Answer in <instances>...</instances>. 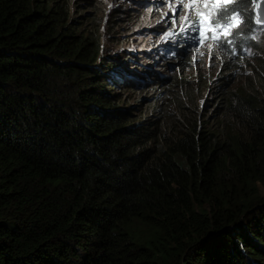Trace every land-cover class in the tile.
Returning a JSON list of instances; mask_svg holds the SVG:
<instances>
[{
	"label": "trees",
	"instance_id": "16d2710c",
	"mask_svg": "<svg viewBox=\"0 0 264 264\" xmlns=\"http://www.w3.org/2000/svg\"><path fill=\"white\" fill-rule=\"evenodd\" d=\"M73 8L0 0V264H264V67L246 86L222 69L203 113L209 81L183 83L197 59L179 55L156 85L179 87L175 113H148L162 92L128 104L140 87L103 54L100 13Z\"/></svg>",
	"mask_w": 264,
	"mask_h": 264
},
{
	"label": "rangeland",
	"instance_id": "374dc122",
	"mask_svg": "<svg viewBox=\"0 0 264 264\" xmlns=\"http://www.w3.org/2000/svg\"><path fill=\"white\" fill-rule=\"evenodd\" d=\"M146 1L148 0H91L89 4L86 3V5H83L85 0H75L74 3L76 2L75 5L77 7L75 10L81 11H92V9H89V5L93 2L98 3L101 10V26L107 34V37H105V44H103V54L112 55L113 58L119 56L121 58L120 65L124 66L126 73L134 76L135 80H146L147 84H145L138 93L127 94V103L137 104L140 100H143L144 97H147L148 100L146 99L145 103L142 105L144 106L149 104L160 91L162 92V96L160 98L156 96V99L158 98L157 105L154 108L150 107V109L148 107V113L157 114L160 108L170 109L174 112L175 108L172 104L174 101L172 99L175 95L179 94V87L174 88L173 92L168 95L166 93V88H161L156 85L160 84L163 80V74L166 73V77L170 74L167 69H169L170 66L169 62L173 60H170V53L165 54L166 50H163L166 49V46L170 43V38L162 40L160 37H163L165 32L171 30H174L173 32H180V26L177 20L175 21V26H173L172 18L174 15L167 11L170 10L168 4L171 0H168L167 3L161 0L160 4L157 5L146 3ZM260 1L261 0H255V2H252L250 5H252V8H255V6L260 8ZM159 8H162L161 12H159ZM181 14L182 13H179L177 16L179 18L181 17L182 20V17L185 18V16H180ZM243 17L241 19H243ZM183 21L184 19L182 22ZM163 32L164 34H162ZM243 33V30H241L240 34ZM249 36L245 45L249 47L250 51L255 53L241 64L242 68H240V70L242 75L238 82L236 80V85L246 86V80L249 78L250 72H253V70L258 67L257 61L264 67V37L260 38V40L258 39V47H255L256 37L254 33L249 32ZM224 49L225 48L221 46L220 50L223 51ZM160 51H163V53ZM205 54L206 53H202V55ZM202 59L203 57L198 59L199 64L197 67L201 70L207 69L206 72L208 73L201 71L200 74L198 72L195 75L200 79L204 77L207 78L209 81V89H203V93L200 95L195 94L193 100H195L199 106L203 104L200 107L203 111L210 112L216 103V96L213 91H216L220 83V78H218V74L212 70L215 67L214 61H209L206 57L205 60ZM262 76L264 79V74ZM128 77L131 76L128 75ZM194 78V74H191L188 78L185 77V79H183V83L192 88V90L199 85L197 79ZM130 80L133 81V78ZM156 81H158V83H156ZM198 88H200V86ZM191 108L193 107L189 109ZM259 187L260 190H263L261 184H259Z\"/></svg>",
	"mask_w": 264,
	"mask_h": 264
},
{
	"label": "bare ground",
	"instance_id": "6f19581e",
	"mask_svg": "<svg viewBox=\"0 0 264 264\" xmlns=\"http://www.w3.org/2000/svg\"><path fill=\"white\" fill-rule=\"evenodd\" d=\"M74 1L75 0H72V4H74V8H73V12H72V15H73V17L70 19V21H76V20H78V19H80L81 17H83V16H86V17H88V15L89 14H94V13H101V10H100V6L98 5V1L95 3V2H93V3H91L90 5H89V9H92V11L91 10H85V11H81V10H75V8H77L76 7V5H75V3H74ZM90 1L91 0H85V2L83 3V5H86V3L87 4H89L90 3ZM96 1V0H95ZM138 1V0H137ZM160 1L161 0H148V1H146V3H153V4H160ZM186 1V2H185ZM181 3L183 4V7L181 8ZM48 4V3H47ZM66 4V3H65ZM64 4V5H65ZM141 4V3H140ZM143 4V3H142ZM145 4V3H144ZM38 5V4H37ZM42 5H44V4H42ZM155 5V6H156ZM169 9L170 10H167L168 12H170V13H172L173 15H175L177 18H176V20L178 21V25L180 26L181 24H182V20L184 19V17H182V20H181V17L179 18L177 15H179V13H182L180 16H188V17H190L191 19H195L196 18V12H205L206 11V6L203 4V2H202V0H184V1H181V0H171L170 2H169ZM235 5V4H234ZM234 5H231L230 7H235ZM246 5H248V4H246ZM262 5L264 6V1L262 2ZM46 7V6H45ZM44 7V8H45ZM217 7H219V5H211V4H209V5H207V15L205 16V24H204V35H200L199 33H196V32H192L190 29L189 30H187V31H185L183 34H182V38H179V39H176V40H174V39H172L171 37H170V43L166 46V48L167 49H169V50H172L173 52H177L178 53V57L180 58V56H184V58H185V56L186 55H191L192 56V59H197L196 61H194L193 63H191V65L192 66H194V68L197 70V72L196 73H198L199 72V74H200V72L202 71V72H205V73H208V72H206V70L207 69H205V70H201V69H198V64H199V61H198V59H200V58H202L203 57V59L202 60H205V57H206V59H208L209 61H214L213 63L215 64V67H214V69H212V70H214L217 74H218V78L219 77H221V76H224V75H228L229 73H222V69H229V68H234V67H236L237 65H241L242 63L240 62V61H238L237 59H235L234 58V56H233V50H235L237 47H238V42H237V40H235V42L233 43V44H230V45H228V47L222 52V53H219V54H216V57H214V55L213 54H207V55H202L201 54V50H202V48H204V47H207V48H209L210 50H213L216 46H218V45H221L220 44V42H219V40H217V39H213V36L215 35L216 37H223V36H225L226 35V33H228V32H232L233 31V29H225V30H223V31H215V32H213L212 30H210V24L207 22L211 17H212V15H214V13H215V9L217 8ZM41 8V7H40ZM42 8H43V6H42ZM53 8V7H52ZM60 8V7H59ZM86 8V7H85ZM39 9V8H38ZM37 9V10H38ZM57 9V8H56ZM36 10V11H37ZM61 10V9H60ZM40 11V10H39ZM55 11V10H54ZM64 11V10H63ZM162 11V8L160 9L159 8V12H161ZM51 12V11H50ZM61 12V11H60ZM30 13V12H29ZM62 13V12H61ZM66 12H64V14H65ZM69 13V12H68ZM156 13V12H155ZM259 13H260V11H256V10H254L252 7H246V8H244L243 7V10H242V14L240 15V16H238L237 17V20L238 21H240V20H243V21H246V23L245 24H243V25H241V29H244V28H249V29H253L254 30V35H255V37H256V45H255V47H258V39L260 40V38H262V37H264V23H260V24H258V23H255V19L256 18H258V16H259ZM32 14V13H31ZM45 14H47V13H45ZM48 14H49V12H48ZM51 14H54V13H51ZM62 15V14H61ZM66 15V14H65ZM106 15V14H105ZM156 15V14H155ZM160 15V14H159ZM161 15H163V14H161ZM169 15V14H168ZM243 15H244V17H243ZM30 16V15H29ZM60 16V15H59ZM252 17V19L250 20L249 19V17ZM31 17V16H30ZM37 17V16H36ZM51 17V16H50ZM62 17V16H61ZM60 17V18H61ZM158 17V16H157ZM243 17V19H241ZM35 18V17H34ZM39 18L40 17H38V20H39ZM43 18V17H42ZM45 18V17H44ZM49 18V17H48ZM58 18V17H57ZM56 18V19H57ZM65 18V17H64ZM24 19V18H23ZM22 19V20H23ZM54 19H55V17H54ZM55 19V20H56ZM44 20H47L46 18L44 19ZM51 20V19H50ZM63 20V19H62ZM68 20V19H67ZM48 21V20H47ZM60 21H61V19H60ZM33 22V21H32ZM36 22V21H35ZM35 22H33V23H35ZM49 22V21H48ZM57 22V21H56ZM62 22V21H61ZM61 22H58V24L59 23H61ZM63 22H65V21H63ZM62 22V23H63ZM67 22V21H66ZM166 24V23H165ZM53 25H54V23H53ZM60 25V24H59ZM88 25V24H87ZM61 26V25H60ZM90 28L91 29H93L94 27H97L98 29H101L102 30V27H100L99 26V24L97 23V22H93V23H91L90 25ZM57 27V26H56ZM41 28V27H40ZM169 28V27H168ZM90 29V30H91ZM57 30V29H56ZM56 30L54 31V32H56ZM87 30V29H86ZM104 30V29H103ZM164 30V29H163ZM59 31H60V29H59ZM171 31H174V30H171ZM1 32V31H0ZM57 32H58V30H57ZM60 33V32H59ZM162 34H164V32L162 33ZM193 36H199L200 38H199V40H195V39H191L190 37H193ZM62 37V36H61ZM92 37V36H91ZM93 38V37H92ZM127 38H129V37H127ZM161 38V37H160ZM228 39H231L232 37L231 36H228L227 37ZM58 39H59V37H58ZM90 39V38H89ZM125 39V38H124ZM123 39V40H124ZM61 40V39H60ZM91 40V39H90ZM163 40V39H162ZM64 41V40H63ZM202 41V42H201ZM264 41V40H263ZM60 42V41H59ZM122 42V41H121ZM64 43V42H63ZM102 43L103 44H105V37L103 38V41H102ZM62 44V43H61ZM67 44V43H66ZM61 46H63V45H61ZM255 47H253V48H255ZM263 47H264V44H263ZM161 48V47H160ZM68 49V48H67ZM242 50H243V52H245V53H248L251 57L253 56V53H255V52H253V51H250V49H247L246 47H243L242 48ZM256 50H257V48H256ZM65 52V51H64ZM161 52V51H160ZM166 52V51H165ZM161 53H163V51L161 52ZM180 55V56H179ZM189 57V56H188ZM212 57V58H211ZM66 58V57H65ZM187 58V57H186ZM183 59V58H182ZM170 60H171V58H170ZM191 60V59H190ZM187 61V60H186ZM66 62V61H65ZM67 63H68V61H67ZM258 65H260V66H262L263 67V65L260 63V62H256ZM186 64H182V66H180V69L182 70L183 68H184V66H185ZM179 67V66H178ZM191 67V66H190ZM72 68H73V66H72ZM240 68H242V67H240ZM187 69V68H186ZM190 69V68H189ZM120 70L121 71H123L124 70V68H122V67H120ZM192 70V69H191ZM180 71V70H179ZM178 71V72H179ZM195 72V71H194ZM183 74H184V72H182ZM188 73V72H187ZM195 73V74H196ZM194 74V77L196 78V79H200V78H198L196 75ZM256 74V72H250V75H249V78H251L253 75H255ZM124 75V74H123ZM193 75V74H192ZM230 75V74H229ZM241 75H242V72H241V70L239 71H237L236 73H235V76H237V78H236V80H237V82L240 80V77H241ZM183 77V76H182ZM181 77V78H182ZM194 78V79H195ZM227 78H232L231 76H229V77H227ZM248 78V79H249ZM183 79H185L184 77H183ZM183 79L181 80V81H183ZM192 79H193V76H192ZM203 79V78H202ZM204 79H205V77H204ZM188 80H191V79H188ZM228 81H229V79H227ZM185 82V81H184ZM188 82V81H187ZM186 82V83H187ZM224 83H227V81H225ZM72 85V84H71ZM222 86V85H221ZM220 86V87H221ZM122 87V86H121ZM165 87V86H164ZM116 88V87H115ZM123 89V88H122ZM220 90H222V89H220ZM201 91V90H200ZM214 93L216 92L215 90L213 91ZM222 92V91H221ZM220 92V93H221ZM201 93V92H200ZM222 93H224V89H223V92ZM217 94V93H216ZM198 95V94H197ZM218 95V94H217ZM228 95V94H227ZM219 96V95H218ZM223 97H221V99H222ZM88 104V103H87ZM86 104V105H87ZM219 104V103H218ZM203 104H201L200 106H193V108L195 109V110H197V109H200V107L202 106ZM224 107V106H223ZM220 111V110H219ZM201 112H205V111H201ZM196 113V112H195ZM218 112H216L215 114H217ZM219 114V113H218ZM109 117V116H108ZM163 119V118H162ZM205 123V122H204ZM217 123V122H216ZM220 123V122H219ZM181 125V124H180ZM216 128H218V127H216ZM210 129V128H209ZM223 129V128H222ZM216 130V129H215ZM219 130V129H218ZM218 130H216L217 132H218ZM202 131V130H201ZM209 131V130H208ZM219 133V132H218ZM221 133V132H220ZM204 134V133H203ZM217 134V133H216ZM196 135V134H195ZM197 135H198V132H197ZM218 136V135H217ZM194 137V136H193ZM203 137V136H202ZM204 137H206V136H204ZM212 137H214V135L212 136ZM200 138V137H199ZM216 138V137H215ZM220 138V137H219ZM202 139V138H201ZM215 140V139H214ZM215 141H217V140H215ZM196 142V141H195ZM201 142H203V141H201ZM200 142V143H201ZM205 142H207V141H205ZM194 143V142H193ZM210 143V142H209ZM196 144H197V142H196ZM211 144V143H210ZM200 145V144H199ZM197 146V145H196ZM202 146V145H201ZM200 146V147H201ZM195 147V146H194ZM205 147H206V145H205ZM208 147V146H207ZM202 148V147H201ZM206 149H208V148H206ZM205 149V150H206ZM203 150V149H202ZM207 152V151H206ZM210 152V151H209ZM213 152V151H212ZM263 152H264V150H263ZM262 152V153H263ZM203 153V152H202ZM208 153V152H207ZM213 154V153H212ZM209 155V154H208ZM203 158H205V156L203 157ZM202 158V160L204 161V159ZM201 160V161H202ZM202 161V163L203 164H205L204 162ZM242 162V161H241ZM201 163V162H200ZM258 164V163H257ZM255 167L257 168V166L255 165ZM255 167H254V169H255ZM203 168V167H202ZM212 169V168H211ZM251 169H253V167L251 168ZM250 171V170H249ZM253 171V170H252ZM251 171V172H252ZM208 173H209V171H207ZM254 172V171H253ZM255 172L257 173V171L255 170ZM256 173H252V174H254V175H256ZM207 174V173H206ZM250 174V173H249ZM201 175H203V172H202V174ZM248 175V174H247ZM249 176V175H248ZM203 177V176H202ZM207 177V176H206ZM246 178H248L247 176H246ZM252 178V177H251ZM254 178V177H253ZM246 180V179H245ZM240 181H241V179H240ZM247 182V181H246ZM252 182V181H251ZM250 182V183H251ZM245 183V182H244ZM249 183V182H248Z\"/></svg>",
	"mask_w": 264,
	"mask_h": 264
},
{
	"label": "snow or ice",
	"instance_id": "6c2138e0",
	"mask_svg": "<svg viewBox=\"0 0 264 264\" xmlns=\"http://www.w3.org/2000/svg\"><path fill=\"white\" fill-rule=\"evenodd\" d=\"M165 3L168 0H164ZM203 4L206 6L205 12H196V18L191 19L190 17L186 16L184 21L180 25V32H173L168 31L165 32L164 36L161 39H168L172 38L174 40L182 38V34L187 31L191 30L192 32L199 33L200 35H204V24H205V16L207 15V5H219L215 9L214 15L207 21L210 24V30L213 32L215 31H223L225 29H233L232 32L226 33L223 37H216L213 36V39L219 40L222 47L227 48L228 45L233 44L236 38L240 34L241 25L245 24L246 21L237 20V17L242 14L243 7L246 6L248 0H235V7H230L233 5L234 0H202ZM254 3L255 0H252ZM183 4L181 3V8ZM176 16L174 15L172 18V24L175 26ZM249 19L251 20L252 17L250 16ZM255 23H264V9H261L258 18L255 19ZM250 30V29H249ZM231 36V39L227 37ZM191 39L199 40V36L190 37ZM202 42V41H201Z\"/></svg>",
	"mask_w": 264,
	"mask_h": 264
},
{
	"label": "clouds",
	"instance_id": "9594fccd",
	"mask_svg": "<svg viewBox=\"0 0 264 264\" xmlns=\"http://www.w3.org/2000/svg\"><path fill=\"white\" fill-rule=\"evenodd\" d=\"M250 7H252V5H250ZM257 8H258V6H255V8H253L254 10H256L257 11ZM163 50H166V52H165V54H167V53H170V57H171V59H173L172 61H170L169 62V67H171V65H175V63H176V60H178V53L177 52H173L172 50H169V49H163ZM114 60H118V62L119 61H121L120 59V57L118 56L117 58H113ZM131 61V60H130ZM121 63V62H120ZM119 66H122V65H120L119 64ZM168 71H169V69H167ZM170 72V74H172V71H169ZM195 72H197V71H195ZM123 73L125 74V76H126V79L130 82V83H132V84H135V85H139V87H140V89L145 85V84H147V82H146V80H142V81H139L138 79H136L135 80V78H134V76H132V75H130V74H128V73H126L125 72V70L123 71ZM191 74H193V73H191V72H188V73H186L185 74V76L186 77H188V76H190ZM128 75L129 76H131V77H128ZM163 79L166 77V73L165 74H163ZM131 78H133V81L132 80H130ZM156 83H158V81H156ZM140 89H139V91H140Z\"/></svg>",
	"mask_w": 264,
	"mask_h": 264
},
{
	"label": "water",
	"instance_id": "95a60500",
	"mask_svg": "<svg viewBox=\"0 0 264 264\" xmlns=\"http://www.w3.org/2000/svg\"><path fill=\"white\" fill-rule=\"evenodd\" d=\"M263 1H264V0H261V1H260V5H261V6H260V8H257V11H261V9H264V6L262 5V2H263Z\"/></svg>",
	"mask_w": 264,
	"mask_h": 264
}]
</instances>
